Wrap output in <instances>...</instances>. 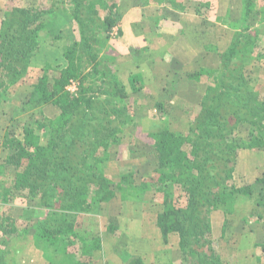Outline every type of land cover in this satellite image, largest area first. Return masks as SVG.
Here are the masks:
<instances>
[{
    "label": "trees",
    "instance_id": "obj_1",
    "mask_svg": "<svg viewBox=\"0 0 264 264\" xmlns=\"http://www.w3.org/2000/svg\"><path fill=\"white\" fill-rule=\"evenodd\" d=\"M244 2L248 18L252 0ZM72 4L80 39L57 66L45 65L30 86L23 79L35 67L32 60L43 41L41 34L63 13L64 4L52 0L45 8L17 6L1 24L0 105L19 82L26 92L16 112L23 115L18 130L0 138V169L9 171L13 181L5 189L0 212L25 199L38 205V216L20 222L29 224L23 230L8 217L0 219V264H19L25 248L16 240L29 241V236L49 264H96L104 240L120 237L115 216L108 218L107 238L97 230L95 220L103 205L117 197L142 203L150 190L161 207L155 222L164 242L173 234L178 238V264H224L213 238L212 213H232V201L252 196L254 185L264 184V174L253 182L245 178L241 160L245 151L264 150V93L247 78L248 62L236 57L259 51L264 30L247 25L237 32L219 54L216 75L207 70L188 74L193 82L209 78V84L188 114L187 132L179 134L167 123L144 134L151 163L142 179L135 182L133 174H124L116 180L107 171L110 149L119 145L124 127L134 124V97H145V81L142 74L133 73L125 83L119 73L117 58L122 54L111 43L118 2ZM138 60L142 63L144 56ZM72 83L75 91L69 89ZM45 107L56 109L57 116H46ZM241 129L248 134L240 136ZM259 247L264 253V245ZM123 252L126 264H145V258Z\"/></svg>",
    "mask_w": 264,
    "mask_h": 264
},
{
    "label": "rangeland",
    "instance_id": "obj_2",
    "mask_svg": "<svg viewBox=\"0 0 264 264\" xmlns=\"http://www.w3.org/2000/svg\"><path fill=\"white\" fill-rule=\"evenodd\" d=\"M51 1L1 0L0 34L3 33L2 30L4 29L1 24L9 20L8 16L12 8L17 6L45 8L50 6ZM61 1L65 9L48 26L47 29L49 31L47 30L41 34L43 41L38 53H36L32 60V65L35 67L24 77L23 82H26L25 86H30L31 83L36 82L37 76L41 74L45 65L51 64L52 66H57L63 57V53L70 45L80 39L79 26L73 19L74 7L72 0ZM104 1L108 4L118 1L119 4V9L115 16L117 20L115 28H118V31L115 36L111 35V38H113L111 43L113 42L117 50H120L122 54L117 58L119 73L125 83H128V78L131 74H142L146 92L145 97L142 95L137 97V99L134 97L136 101L134 102V111L136 112L135 121L133 120L134 124L124 127V130L119 135V145H115L110 149L112 157H110V161L107 164V171L116 180H119L121 175L127 174L129 176L133 174V181L137 182L142 179L147 165L151 163V148L144 140V134L159 131L167 123L179 134L187 132L190 126L188 114L196 108L209 84V78L203 76L202 82H193L188 78V74L190 72L207 70L208 72L211 71L213 76L216 75L217 73L215 72L219 65V54L228 48L237 32L244 30L247 25L264 30V0H252V10L254 12L260 10V12L252 14L248 18L245 15L247 23L245 22V17L244 19L233 20L239 14L243 15L244 9L246 12V2L244 0H200L202 3L210 4L208 14H210V17L211 15H215L213 17L215 25L210 28L207 24L204 25V28L205 26L207 28L205 30L202 29L205 34L203 38H170L171 43H175L174 46L178 50L176 53H169L167 51L166 43L170 44L169 39L147 38L150 35L152 36L153 33L157 34L159 26H155L153 30L150 28L147 32H142L137 38H131L130 34H126L125 38H121L119 25L123 24L122 14L124 11L122 10H125L123 8H127L131 1L146 2L154 6L161 3L167 5V7L181 10L183 4L191 5L198 2V0ZM96 9L100 12V18H103L105 13L100 9L99 3ZM125 11L123 15L127 13V10ZM230 23L231 25H229ZM215 27H217L216 31L220 35V38H209L208 33L213 34L212 29H215ZM210 42H214V45ZM100 50L104 52V49ZM199 50L203 51L201 58L197 55L199 54ZM177 53H179L178 58H174V55ZM139 55L144 56L142 63H139ZM236 57L243 58V60L248 62L250 75L246 74L247 78L251 80L252 84L256 85L255 87L258 92L264 93V39L262 48L259 51H254L253 53L247 51V54H238ZM21 83L19 82L16 87L17 89L10 92V95H6L1 102L0 138H3L8 131L18 130V124L23 115H18L16 112L17 108L22 107L23 101H25L24 92H26V88L20 86ZM73 89L76 90L77 87ZM157 104L165 105L166 108H158ZM44 112L50 118H54L58 114L57 110L52 107H45ZM240 134V136H245L248 134V131L241 129ZM241 158L242 163H245L243 172L248 181L253 182L264 174V150L255 152L245 151L242 153ZM12 182L9 171L5 172V170L0 169V205L3 204L5 189H8ZM152 193L153 190H150L145 195L142 203L137 200H123L117 197L109 204H104L103 212L95 220L97 230L100 231L102 236H109L105 233L108 218L123 216L121 217V229L124 227V231L128 233L123 236L119 234L121 238L125 236L123 241L128 240L132 234L135 221L139 222L136 226L142 225L144 232L147 230L148 237L151 229L154 228L152 225L155 217L161 210L160 205L154 200ZM23 200L18 199L14 204L6 206L4 212L7 215L4 212H0V219L8 217L14 221L13 225L19 228V230H23L29 226V224L21 225L20 222L28 220L31 216L33 218L38 216L35 212L38 209V205L34 202ZM228 208L232 209L230 211L232 213L222 210L214 211L211 217L213 238L223 263L264 264V253L260 247L258 248L260 244L264 245V184L254 185V194L252 196L247 198L240 197L238 200L232 201ZM43 215L44 212L39 217ZM27 223L29 222L27 221ZM120 237L116 239L117 243H123ZM26 238L31 241V236ZM29 241L19 243L16 240L18 247L22 246L25 248L23 256L19 257V264H49L41 251L38 250L37 253L35 251L36 254H39L40 259H37L36 254L30 251V248H33V246L29 245ZM108 241L110 239H106L107 243H109ZM177 241V236L173 234L168 243L163 242V238H161L160 241L153 244V252L158 253L155 256L157 263L161 256L165 258L169 256L171 259L169 263L178 264ZM148 260L151 261V259ZM110 263H118V254L111 257Z\"/></svg>",
    "mask_w": 264,
    "mask_h": 264
},
{
    "label": "crops",
    "instance_id": "obj_3",
    "mask_svg": "<svg viewBox=\"0 0 264 264\" xmlns=\"http://www.w3.org/2000/svg\"><path fill=\"white\" fill-rule=\"evenodd\" d=\"M155 5L156 6L146 2H129V6L127 8H123L127 10V13L125 15L123 14L126 11L122 10L124 11V13L122 14L123 24L119 25V34H121V38H125L126 34H130L131 38H137L141 35L142 32H147V30H149L150 28L153 30L155 26H159L158 33H153L152 36L150 35V37L147 38L169 39L170 44L166 43L167 51H169V53H176L178 52V50L174 46L175 43H171L170 38H203L205 37V34L202 29L205 30L207 26L210 28L211 26L215 25L213 22V17L215 15H211L210 17V14H208V11H210V4L202 3L200 2V0L191 4L193 6H191L190 4H183L181 10L167 7V5L161 3ZM259 12L260 10H257L256 12L253 11L252 14H257ZM240 15L241 14H239V16L237 18H234L233 20L236 21V19H244L245 9L244 14L241 16ZM205 24H207V26H205L204 28ZM229 25H231V23ZM216 28L217 27H215V29H212L213 34H211L210 32L208 33L209 38H220V35H218ZM191 41L194 42L193 40ZM210 43L214 45V42ZM202 53L203 51L199 50V54L197 55H199L201 58L203 56ZM178 55L179 53L175 54L174 58H178ZM184 57L186 58L185 55ZM121 217L123 216H118V219L120 224V234L123 236L124 234L128 233L124 231V227L123 229H121ZM136 224L138 225L139 222L135 221V223L133 224V232L128 238V240H125L126 242L123 241L125 236L124 238L120 237V240H122L123 243L116 242L118 236L116 238H109V243H107L105 239L103 243V251L100 253L101 255L98 256V261L96 264H109V260L111 259V257L117 254V264H126L123 260V254L125 253L123 252L124 250L130 255L141 256L142 258H145L147 260L151 259V261L146 260L145 264H168L171 261L169 256H167V258L161 256V258L158 259V263L157 260H155V256L158 253L153 252V244L157 243L161 240V238H163L160 230L156 226L155 220L152 225L154 226V228L151 229V232L150 234H148V237L147 230L144 232V227H142V225L136 226ZM29 245L33 246L32 244ZM30 251L34 254L38 252V250L34 246L33 248H30ZM36 257L37 259H40L39 254H36Z\"/></svg>",
    "mask_w": 264,
    "mask_h": 264
},
{
    "label": "built area",
    "instance_id": "obj_4",
    "mask_svg": "<svg viewBox=\"0 0 264 264\" xmlns=\"http://www.w3.org/2000/svg\"><path fill=\"white\" fill-rule=\"evenodd\" d=\"M117 31H118V28H113L112 32H111V35L112 36H115L117 34ZM74 87H76V84L75 83H72L69 87V89H71L72 91H75V89H73Z\"/></svg>",
    "mask_w": 264,
    "mask_h": 264
}]
</instances>
